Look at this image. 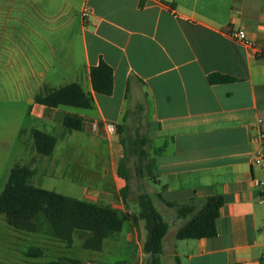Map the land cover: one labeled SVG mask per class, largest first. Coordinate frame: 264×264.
<instances>
[{
	"label": "crops",
	"instance_id": "1",
	"mask_svg": "<svg viewBox=\"0 0 264 264\" xmlns=\"http://www.w3.org/2000/svg\"><path fill=\"white\" fill-rule=\"evenodd\" d=\"M80 2L89 7L85 21L81 7L75 8ZM47 3L54 5L52 10L45 13L38 8L37 17L46 16L52 22L65 17L67 31L56 38L55 26L48 27L47 34L34 30V61L28 73L22 69L26 82L37 81V90L28 98V114L35 126L28 129V143L20 146L18 163L34 169L30 183L47 189L39 175L45 180L68 174L70 180L78 181L85 173L83 154L90 153L98 162V174H94L99 188L79 185L80 199L137 213V196L148 191L164 212L176 217L168 202L194 203L198 209L207 196L220 194L223 203L215 219V235L177 239L175 232L184 219L179 218L173 227L167 222L161 261L264 264V200L259 201L264 192L255 182L264 176V163L256 165L251 158L259 145L257 134L264 131V54L255 56L227 34L231 27L242 28L255 44L264 45V0ZM100 60L112 69L110 94L92 89L90 68ZM215 72L233 79L210 82L208 76ZM70 82H78L92 95L91 108L75 112L72 106L50 107L33 99L37 93ZM67 113L81 116V129L68 130L63 125ZM107 124L114 130L109 131ZM32 128L57 136L50 155L36 152ZM132 132V148L138 133L144 140L141 147L151 149H144L148 155L138 156V163L153 158L154 166L146 173L154 186L143 182V173L139 176L137 169L136 184H131L129 173L127 178L118 173ZM158 147L163 150L154 154ZM59 163L65 166L55 168ZM126 227V234L127 229L104 240L99 264H116L114 252L121 242L133 239L139 246L137 255L143 256L144 235L140 242L137 231L144 223L139 220L137 226ZM18 240L22 238L7 242L11 247L4 248L9 253L3 260L18 251ZM19 251L21 257L33 260L31 264H39L41 256Z\"/></svg>",
	"mask_w": 264,
	"mask_h": 264
},
{
	"label": "trees",
	"instance_id": "2",
	"mask_svg": "<svg viewBox=\"0 0 264 264\" xmlns=\"http://www.w3.org/2000/svg\"><path fill=\"white\" fill-rule=\"evenodd\" d=\"M90 79L93 91L100 94H110L113 88L111 67L100 60L90 68ZM233 78L220 73L209 74L210 82L229 81ZM34 101L50 107L61 105L78 108H91L94 104L90 93L83 90L78 82H70L58 88L48 89L37 93ZM63 125L68 130H79L82 127V118L77 114L67 113L63 117ZM133 142L134 153L138 156L148 155L141 147L144 143L142 135L135 134ZM32 140L36 152L41 155H50L55 147L57 136L38 128L31 129ZM163 150L154 149V154ZM154 160L137 164V173L142 176L143 169L150 173ZM118 173L127 178L125 160L121 159ZM34 169L21 164H14L7 175V179L0 191V216L13 228L35 232L37 222L34 217L42 212L51 225L50 236L71 247L75 230L89 232L82 242V247L89 251L102 249L104 240L127 229L126 226H137L139 220L144 221L146 231L142 244V251L146 259L141 264H160L163 252V237L168 230V223L156 208L153 197L147 192L137 196V213L123 212L108 204H101L64 195L30 183ZM223 203L220 194L207 196L198 209L194 203H170L175 208L177 218L184 222L177 228L175 238H207L215 235V219ZM28 256H42L44 249L41 246H29L25 251ZM44 264H82L77 257L59 256L55 260ZM179 264V263H177Z\"/></svg>",
	"mask_w": 264,
	"mask_h": 264
},
{
	"label": "rangeland",
	"instance_id": "3",
	"mask_svg": "<svg viewBox=\"0 0 264 264\" xmlns=\"http://www.w3.org/2000/svg\"><path fill=\"white\" fill-rule=\"evenodd\" d=\"M48 0H0V191L7 179L8 172L14 164L20 162V146L22 143H28V129L35 126L33 119L28 114L29 97L37 90V81L30 78L27 82L22 78V69L29 72V68L34 61L32 54V42L36 37L34 30H39L47 34L48 27H56L58 31L56 38L63 37L60 33L67 31L65 17H61L55 22L46 16L37 17L38 8L45 13L53 8V4L47 3ZM84 3L81 2L75 6L77 9L82 8ZM58 4L55 5L57 7ZM59 7V6H58ZM49 8V9H48ZM23 47L22 50L19 48ZM75 112L85 111L84 109L71 107ZM134 133L130 135V142L125 147V167L127 173L131 177V184H136V168L138 164V154L134 153L131 141ZM143 148V147H142ZM146 151L151 149L145 145ZM60 149H57L59 153ZM65 165L62 163L55 164V168L60 169ZM83 170L85 173L78 181H72L65 177H51L43 180L42 176H37L44 186L53 191L67 192L73 197L82 198L81 184H85L91 188H99L98 162L91 155L83 154ZM146 170L143 169V182H148L150 186L154 183L149 180ZM37 181V180H36ZM135 182V183H134ZM36 184H39L36 182ZM150 190V188H149ZM148 192V191H147ZM155 206L161 212L164 220L169 222L173 227L177 224L179 218L174 213L164 212L158 203L156 197L153 198ZM137 209V204L135 203ZM37 222V231L27 232L11 227L0 216V264H31L33 260L21 257L20 251L27 250L31 245H40L44 248V254L39 259V264H44L60 254H70L71 257L81 259L82 264H99V251H89L82 247L83 239L89 234L86 230H75L73 243L71 247H66L63 243L50 240L51 225L46 216L39 212L34 217ZM144 223L143 220H141ZM129 232L126 230L125 234ZM138 240L145 238V228L137 231ZM122 235V234H121ZM22 238L18 240V251L12 256L5 258L6 252L4 248L11 247L7 242H11V238ZM133 241L131 243H123L119 245V249L114 252L116 264H139L145 260L146 255L138 256L139 246ZM137 255V256H136ZM161 264H172L165 258Z\"/></svg>",
	"mask_w": 264,
	"mask_h": 264
},
{
	"label": "built area",
	"instance_id": "4",
	"mask_svg": "<svg viewBox=\"0 0 264 264\" xmlns=\"http://www.w3.org/2000/svg\"><path fill=\"white\" fill-rule=\"evenodd\" d=\"M81 17L83 21L86 20L89 14V7L84 4L80 11ZM228 36L241 42L245 48L255 56H261L264 54V45H257L252 40H250L244 29L242 28H234L231 27L227 32ZM107 128L109 131L114 130V126L112 124H107ZM259 145L253 150L251 158L252 162L256 165L264 163V131H259L258 134ZM256 184L263 189L264 192V176L255 180ZM264 200V193L260 195L259 201Z\"/></svg>",
	"mask_w": 264,
	"mask_h": 264
}]
</instances>
